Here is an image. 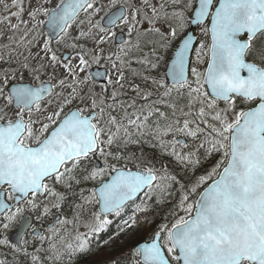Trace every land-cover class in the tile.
Returning a JSON list of instances; mask_svg holds the SVG:
<instances>
[{"label": "snow or ice", "instance_id": "snow-or-ice-1", "mask_svg": "<svg viewBox=\"0 0 264 264\" xmlns=\"http://www.w3.org/2000/svg\"><path fill=\"white\" fill-rule=\"evenodd\" d=\"M80 260L264 264V0H0V264Z\"/></svg>", "mask_w": 264, "mask_h": 264}, {"label": "trees", "instance_id": "trees-1", "mask_svg": "<svg viewBox=\"0 0 264 264\" xmlns=\"http://www.w3.org/2000/svg\"><path fill=\"white\" fill-rule=\"evenodd\" d=\"M146 151H148L147 148H146ZM106 238H107V237L105 236V239H106ZM79 264H87V261H85V260H80Z\"/></svg>", "mask_w": 264, "mask_h": 264}]
</instances>
